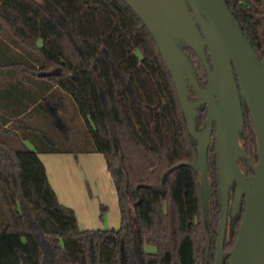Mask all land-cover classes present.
<instances>
[{
	"label": "trees",
	"instance_id": "1",
	"mask_svg": "<svg viewBox=\"0 0 264 264\" xmlns=\"http://www.w3.org/2000/svg\"><path fill=\"white\" fill-rule=\"evenodd\" d=\"M47 1L68 28L38 0H0V71L12 69L21 80L38 83L30 96L38 105L23 110L31 116L45 107L44 122L57 135L39 129V122L27 123L36 132L35 148L25 143L29 132L6 136L9 116L21 112L6 108L0 89V264H214L221 215L216 159L210 168L208 236L191 134L151 31L125 0ZM227 3L264 58V0ZM183 47L205 87L204 63L193 48ZM64 92L82 118L86 147L58 143L60 137L80 138L79 128L61 115L68 108ZM243 106V131L256 140L245 100ZM44 151L101 152L117 190L120 226L81 228L75 209L59 200L48 178ZM235 236L236 231L224 238V249Z\"/></svg>",
	"mask_w": 264,
	"mask_h": 264
},
{
	"label": "water",
	"instance_id": "2",
	"mask_svg": "<svg viewBox=\"0 0 264 264\" xmlns=\"http://www.w3.org/2000/svg\"><path fill=\"white\" fill-rule=\"evenodd\" d=\"M151 31L169 69L184 112L189 133L196 138V157L191 162L201 173L203 202L209 205L207 146L216 128L221 216L214 264H264V58L254 50L227 0H125ZM193 48L208 72L201 87L193 61L184 49ZM191 82L199 98L189 97ZM243 100L252 117L258 142L255 163L241 147L245 123ZM205 102L208 114L196 129V104ZM246 156L254 170L244 173L238 158ZM237 185L232 214L245 193L244 214L233 246H223L229 186Z\"/></svg>",
	"mask_w": 264,
	"mask_h": 264
},
{
	"label": "crops",
	"instance_id": "3",
	"mask_svg": "<svg viewBox=\"0 0 264 264\" xmlns=\"http://www.w3.org/2000/svg\"><path fill=\"white\" fill-rule=\"evenodd\" d=\"M0 81V89H4L6 94L4 99L6 108L11 112H21L15 116H9V120L4 125L5 133L10 136V134H17L16 129L20 127L27 129V122L22 120L25 115L28 123L45 121V107H42V110L38 109L31 116L23 110L28 109L29 105L31 108L38 105L30 101L31 93L38 90V83L31 85L21 80L17 72L12 69L2 70ZM49 109L53 110L52 107ZM40 157L59 200L75 209L81 228L105 226V222L99 220L98 203L101 201L109 204V212L113 213L114 218L110 217L109 225L120 226L116 222L118 214L121 224L117 190L106 159L101 152L79 151L75 154L71 151H44L40 153Z\"/></svg>",
	"mask_w": 264,
	"mask_h": 264
},
{
	"label": "flooded vegetation",
	"instance_id": "4",
	"mask_svg": "<svg viewBox=\"0 0 264 264\" xmlns=\"http://www.w3.org/2000/svg\"><path fill=\"white\" fill-rule=\"evenodd\" d=\"M188 85H189V97L191 99H193L194 101H196L199 98V96H198L194 86L192 85V83L188 82ZM196 108L198 109V112L194 115V119L196 120V129L200 130L205 125L206 117H207V114H208V107H207L205 102H200L199 104H196ZM191 137H193V136L191 135ZM194 139H195V141H197L196 138H194ZM248 141L253 146L252 148H250V146L248 144ZM240 144H241V147L243 148V150L249 156H251V158L253 159V161L255 163H257V161H258V142H257V138H256V140L251 138L246 133H244V131L242 130L241 135H240ZM195 146H196V144H195ZM213 157H215V159H216L217 175H218L217 140H216L215 124H214V129H213V131L210 134V139H209V143H208V146H207V165H208V181H209V185H210L211 177H212L211 173H210V168L212 166V161L211 160H212ZM238 163H239L240 169L244 173L249 175V174H252L254 172V170H253V168H252V166L250 164V161H249V159L246 156H242V157L238 158ZM218 184H219V176H218ZM236 185H237V182L234 179L232 184L229 186L228 212H227V222H226V229H225V236H224V238L226 240L229 239L230 237H233L235 231H236V236H235V240H236V237H237V234H238V230H239V227H240V223H241V219H242L244 211H245L244 204H245V200L246 199H245V193L243 192L242 195H241V199L239 200V205H238L236 211L232 214V201H233V198H234V191H235ZM209 199H211L210 196H209ZM220 203H221V196H220ZM221 206H222V204H221ZM206 212L208 213V209H207ZM235 240H234V242H235ZM225 250H227V249H225Z\"/></svg>",
	"mask_w": 264,
	"mask_h": 264
},
{
	"label": "rangeland",
	"instance_id": "5",
	"mask_svg": "<svg viewBox=\"0 0 264 264\" xmlns=\"http://www.w3.org/2000/svg\"><path fill=\"white\" fill-rule=\"evenodd\" d=\"M38 1H40L50 11H52L54 13V15L56 17H58L59 20H61L64 23V26L65 27L67 26L66 28H68V25L66 24V21L64 20V18L60 14V12L49 1H47V0H38ZM17 49H19V48H17ZM0 73H2V71H0ZM64 95H65V99H66L68 108L66 110H64L61 113V115H62V117H65L67 122H70V120H71L70 124L74 126L75 130H77L79 128V137L80 138H79V140L78 139H73V141L71 142V141H66L67 139L65 140L64 137L63 138L60 137L58 143H59V145L60 144L61 145H68V144L71 145V143H74V146H76L78 148L86 147L89 143L87 141H85V142L81 141L83 139V137H84V133H82V131H84V125H83V122H82V118H80V116H78V110H77L76 104H75L73 98L71 97V95L68 94L67 92H64ZM24 117L25 118H23L22 120L28 123V118L26 116H24ZM37 127H39V129L43 130L44 132H48L51 135H54L53 137L57 136V135L54 134V130H53L54 126L52 127L50 125V121H49V123H45V122L42 121V123H40V126H37ZM16 132H17L18 135H21V136L24 135V132H29L28 133L29 134V138L27 140H25V143L31 148H35L36 147L37 143H35V141H37L38 139L34 140V141L32 139L33 137H35L33 134L36 133V132H33V134H32L31 130H27L24 127H20V129H18V130L16 129ZM69 133H71V132H69ZM6 136H9V134L6 133ZM68 136H70L71 138H72V136H73V138H76V136L74 134L73 135L69 134ZM9 137H11V135ZM9 137H8V141L12 145L16 146V145L19 144L18 140H15V139L13 140V139H11ZM40 139L41 140L44 139L43 142L46 143V144L47 143L52 144V141H49L48 139H46V137L40 138ZM39 143H40V141H39ZM41 143H42V141H41ZM191 143H192V146H193L194 159H195V157H196V147H195L196 141H195V139L193 137H191ZM197 178L201 182V173H200L199 170H197ZM102 205H105L106 209L103 210ZM98 210H99V220L100 221H104L105 222V226H103V227H91V228H111V227H113V226H110L109 225L110 223L108 222L110 217L114 218L113 217V213L109 212L110 211L109 210V204L101 201V203H98ZM133 217H134V219H133ZM130 218H132V221L134 220L132 223H134L133 227H135L134 229H136L137 223H136L135 215L134 214L133 215L130 214ZM202 219L204 220L205 229H206L207 235L209 236V234H210V231H209L210 230V228H209L210 217H209V214L206 212V210H205V212L204 211L202 212ZM116 222H117V224L120 225L118 214L116 215ZM147 249L148 250H155V247L151 246V245H147Z\"/></svg>",
	"mask_w": 264,
	"mask_h": 264
}]
</instances>
